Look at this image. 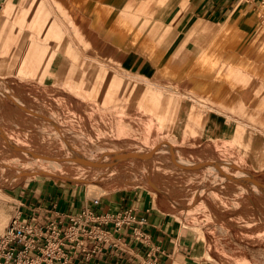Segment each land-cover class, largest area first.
I'll return each instance as SVG.
<instances>
[{
	"label": "crops",
	"instance_id": "obj_1",
	"mask_svg": "<svg viewBox=\"0 0 264 264\" xmlns=\"http://www.w3.org/2000/svg\"><path fill=\"white\" fill-rule=\"evenodd\" d=\"M2 2L0 55L15 60L6 73L22 103L97 137L162 140L264 177V0ZM41 183L0 207V228L18 205L37 224L91 207L78 186ZM125 205L146 216V243L128 230L115 245L88 239L65 264H250L251 243L208 225L198 240L150 192L106 194L97 209Z\"/></svg>",
	"mask_w": 264,
	"mask_h": 264
},
{
	"label": "rangeland",
	"instance_id": "obj_2",
	"mask_svg": "<svg viewBox=\"0 0 264 264\" xmlns=\"http://www.w3.org/2000/svg\"><path fill=\"white\" fill-rule=\"evenodd\" d=\"M3 13L6 11H2ZM14 62L15 60L0 55V207L6 205L7 209L10 202L13 204L18 199H30L35 194L33 188L37 184L41 185V182L78 186L90 198L110 193L124 196L130 192H150L168 209L167 213L172 214L171 218H174L182 230L196 232L199 240L202 238L201 226H215L223 231L229 229L231 232L227 237L233 243L253 245L247 253L250 264H264V250H261L264 249V194L255 185L257 182L264 187L263 176H255L227 164L230 159L226 157L185 151L162 140L124 142L104 139L99 135L97 137L76 125V122L68 120L72 118L71 115H50L21 102L34 112L27 109L25 111L13 101L14 96L19 97L13 89L14 77L6 73L7 65L10 64L11 67ZM56 131L61 133L65 143L80 149L84 147L86 155L95 151L98 153L96 158H99L102 152L109 151V154H113L130 149L133 150L134 157L120 158L107 169L97 166L80 171L77 166L79 164H73L65 156L66 149L61 146ZM165 143L173 151L162 147L161 144ZM13 145L19 149H14ZM159 145L161 147L157 150ZM139 148L145 152L155 150L145 160L144 156L136 153ZM23 149L42 152L48 158H32ZM177 151L185 157L181 165L174 157ZM105 159L109 158L105 156ZM31 167H45L49 172L16 177L19 173L17 169ZM247 173L253 181L241 178ZM77 174L82 179L73 178ZM14 210L9 212L5 225ZM239 252L246 254L241 250Z\"/></svg>",
	"mask_w": 264,
	"mask_h": 264
},
{
	"label": "built area",
	"instance_id": "obj_3",
	"mask_svg": "<svg viewBox=\"0 0 264 264\" xmlns=\"http://www.w3.org/2000/svg\"><path fill=\"white\" fill-rule=\"evenodd\" d=\"M3 2L0 0V11ZM101 196L91 197V207H83L65 215L37 224L24 215L18 205L0 231V264H65L70 255L67 247L82 248L85 240L112 245L119 238L113 234L130 235L143 243L147 218L135 206L125 205L114 212L98 210Z\"/></svg>",
	"mask_w": 264,
	"mask_h": 264
},
{
	"label": "bare ground",
	"instance_id": "obj_4",
	"mask_svg": "<svg viewBox=\"0 0 264 264\" xmlns=\"http://www.w3.org/2000/svg\"><path fill=\"white\" fill-rule=\"evenodd\" d=\"M3 92V91H2ZM7 92V91H6ZM6 92H4L5 94H7ZM3 93V94H4ZM8 94H10L11 95V93H8ZM8 96V95H7ZM6 96V97H7ZM12 96V95H11ZM10 96V97H11ZM9 97V96H8ZM13 97V96H12ZM13 101L14 102H16L17 103V105L21 108V109H24L25 111H26V109H27V111H31V112H34L33 110H30V109H28V108H26V107H24L23 105H22V103H21V101H20V99L19 98H17V97H15L14 96V98H13ZM33 114V113H32ZM50 119V118H49ZM3 135V134H2ZM3 136H5V134L3 135ZM56 136L58 137V139L59 140H61L60 142H61V146L62 147H64L65 149H66V157L67 158H70V160L73 162V164H79V165H77L78 166V169H80V171H82V170H86V169H91V168H95V167H97V166H102V167H104V169L106 168L107 169V167L109 168L110 167V165L112 164V163H114V162H116L118 159H120V158H128V157H134V156H132V152H133V150H128V149H126V150H124L123 152H115V153H113V154H109V151H106L105 149V151L106 152H102L101 153V155L99 156V158H96V155L98 154L97 152H95V151H91V152H88V153H90V155H86L85 154V152L87 151H84V147L82 148V149H80V148H77V147H75V146H72V145H70V144H68V143H65V141L61 138V133H59V132H57L56 131ZM7 137V136H6ZM8 138V137H7ZM8 140V139H7ZM162 145V147H164L166 150H172L171 149V147L169 146V145H166V143L163 145V144H161ZM161 145H159L158 147H157V150L161 147ZM14 146V149L16 148V149H19L16 145H13ZM136 147V146H135ZM142 148V147H141ZM141 148H139V151L138 152H136V153H138V155L140 154V155H142V156H144V159L145 160H147V158H149V156L151 155V153H153V151L155 150H149V151H147V152H145V151H142V150H144V149H142L141 150ZM86 149V148H85ZM100 149V148H99ZM164 149V150H165ZM90 150V149H89ZM93 150V149H92ZM135 150V149H134ZM166 150H165V153H166ZM23 151H25L29 156H31L32 158H39V160H40V158H48V155H46V154H44V153H42V152H35V151H32V150H26V149H23ZM173 151V150H172ZM112 152V151H111ZM158 152V151H157ZM160 152H162V150H160ZM170 152V151H169ZM87 153V152H86ZM168 153V152H167ZM173 153V152H172ZM25 154V153H24ZM137 155V154H136ZM137 155V156H138ZM65 156H63V157H65ZM105 156H106V158L108 157L109 159L108 160H106L105 159ZM152 156V155H151ZM150 156V157H151ZM26 157V156H25ZM174 157H175V159H176V161L181 165L182 163H183V161H184V158H183V156L179 153V151H177V154L176 153H174ZM27 158V157H26ZM134 159V158H133ZM190 162V161H189ZM177 163V164H178ZM115 164V163H114ZM190 164V163H189ZM188 164V165H189ZM193 164V163H192ZM206 166V165H205ZM207 166H208V164H207ZM5 167V166H4ZM7 167V166H6ZM203 167V169H204V166H202ZM209 168H211V169H213V167H211L210 165L208 166ZM207 167V168H208ZM232 167V166H231ZM226 168V167H225ZM230 168V167H229ZM233 168V167H232ZM4 170V169H3ZM228 170V169H227ZM233 170V169H232ZM17 171L19 172L18 173V175L16 174V177L18 178L19 176H22V175H30V174H33V173H41V172H44V173H47V172H49V170L47 169V168H45V167H42L41 169H37V168H34V167H31V168H28V169H22V168H19V169H17ZM233 172V171H232ZM241 173V172H240ZM239 173V174H240ZM43 174V173H42ZM242 174V173H241ZM248 174V175H247ZM247 174H244L243 176H241V178L243 177H245V178H247V179H249L250 181H253L252 179H251V177H250V175H249V173H247ZM66 176V175H65ZM247 176V177H246ZM73 178H75V179H79V178H81L80 177V174H77V175H74L73 176ZM239 178V177H238ZM82 179V178H81ZM246 179V180H247ZM242 180V179H241ZM255 182V181H254ZM253 183V182H252ZM249 184V183H248ZM255 185H257L258 186V188H261L260 190H261V194L263 193L264 194V187H261L260 186V184H257V182L255 183ZM248 186V185H247ZM252 187V186H251ZM250 187V188H251ZM258 188H257V190H258ZM254 191H255V188H254ZM256 192V191H255ZM259 192V191H258ZM264 197V196H263Z\"/></svg>",
	"mask_w": 264,
	"mask_h": 264
},
{
	"label": "water",
	"instance_id": "obj_5",
	"mask_svg": "<svg viewBox=\"0 0 264 264\" xmlns=\"http://www.w3.org/2000/svg\"><path fill=\"white\" fill-rule=\"evenodd\" d=\"M227 164H230V165H233L235 166L237 169L241 170V171H244V172H247L246 170H244L239 164L235 163V162H227Z\"/></svg>",
	"mask_w": 264,
	"mask_h": 264
}]
</instances>
